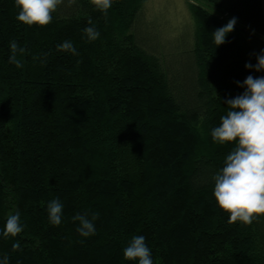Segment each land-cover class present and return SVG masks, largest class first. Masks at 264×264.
Returning a JSON list of instances; mask_svg holds the SVG:
<instances>
[{
	"label": "trees",
	"instance_id": "16d2710c",
	"mask_svg": "<svg viewBox=\"0 0 264 264\" xmlns=\"http://www.w3.org/2000/svg\"><path fill=\"white\" fill-rule=\"evenodd\" d=\"M146 1L113 0L105 18L89 0H65L40 26L0 0V258L9 264H138L123 255L134 235L153 264H264V215L230 224L213 195L237 141L211 136L226 101L245 91L237 81L264 76L245 68L264 49L263 2H190L191 40L164 51L145 39ZM233 17L216 46L212 32ZM12 40L25 49L21 68L9 63ZM66 40L78 55L57 51ZM56 198L59 226L47 212ZM17 211L24 229L4 239ZM85 212L99 214L87 238L72 220Z\"/></svg>",
	"mask_w": 264,
	"mask_h": 264
},
{
	"label": "clouds",
	"instance_id": "9594fccd",
	"mask_svg": "<svg viewBox=\"0 0 264 264\" xmlns=\"http://www.w3.org/2000/svg\"><path fill=\"white\" fill-rule=\"evenodd\" d=\"M65 0H15L16 6L20 9L16 19L25 25L45 26L52 22L53 13L57 11L59 5ZM107 18V10L111 8L113 0H89ZM76 0H67L69 7L74 5ZM237 18H231L226 25L216 28L212 32L213 42L220 46L227 42L226 37L234 31ZM88 26L84 28V33L89 41L99 38L100 32L88 19ZM12 55L9 63L15 64L17 68L23 64L17 59V51L23 52L17 41H10ZM57 51L61 53H72L78 55L71 41H64L57 46ZM45 57L47 53L44 54ZM257 63L245 64L246 69H254L257 72L264 71V49L256 54ZM37 59V57H33ZM46 62V61H42ZM238 86L245 88V91L226 101L228 112L221 116L220 125L211 131L214 142L221 144L225 142L237 141L233 150L227 154L224 166L213 176L215 186L213 195L218 206L225 212L230 213L229 223L234 224L241 221L245 225H251L255 217L264 215V76L253 77L248 75ZM63 203L58 199H53L47 204L49 223L59 226L62 223ZM98 213L87 212L77 213L72 217L79 225L76 231L81 237L95 235V220ZM24 229L20 222V212L7 217L3 238L17 237ZM13 251L20 250L19 241L13 243ZM123 255L126 260H138V264H153L151 249L146 244L143 235H134L128 246L124 248ZM0 264H9V258L4 255L0 258Z\"/></svg>",
	"mask_w": 264,
	"mask_h": 264
},
{
	"label": "rangeland",
	"instance_id": "374dc122",
	"mask_svg": "<svg viewBox=\"0 0 264 264\" xmlns=\"http://www.w3.org/2000/svg\"><path fill=\"white\" fill-rule=\"evenodd\" d=\"M195 0H147L145 5V34L153 47L172 50L179 46L180 39L193 36V17L189 8ZM263 7H264V0ZM146 42V44H147ZM153 45V46H152ZM152 46V47H151Z\"/></svg>",
	"mask_w": 264,
	"mask_h": 264
}]
</instances>
